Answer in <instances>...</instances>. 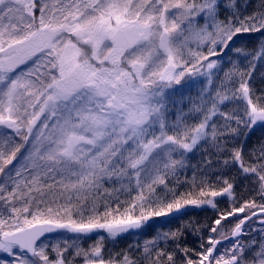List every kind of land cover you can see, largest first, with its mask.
Returning a JSON list of instances; mask_svg holds the SVG:
<instances>
[{
	"label": "snow or ice",
	"instance_id": "obj_1",
	"mask_svg": "<svg viewBox=\"0 0 264 264\" xmlns=\"http://www.w3.org/2000/svg\"><path fill=\"white\" fill-rule=\"evenodd\" d=\"M249 7L248 0H0V264H264V145L229 148L242 132L264 127V91L256 93L250 70L220 66L233 51L250 69L264 60V0ZM242 41L257 43L249 51L237 47ZM219 71L228 83L210 108L193 104L185 113V78L211 84ZM229 100L242 104L220 111ZM217 114L225 121L219 133L210 123ZM208 139L228 153L223 165L236 169L246 194L222 175L219 186L204 176L197 183L195 174L187 191L170 186L186 155ZM115 183L121 188L106 186ZM205 204L217 216L196 247L177 229L135 254L106 256L105 237L93 236L114 240L153 217Z\"/></svg>",
	"mask_w": 264,
	"mask_h": 264
},
{
	"label": "trees",
	"instance_id": "obj_2",
	"mask_svg": "<svg viewBox=\"0 0 264 264\" xmlns=\"http://www.w3.org/2000/svg\"><path fill=\"white\" fill-rule=\"evenodd\" d=\"M248 3L251 5V7L247 8V11L252 12L257 9L260 0H248ZM256 43V41H253L252 43H249L248 41H242L241 43L237 44V47H242L250 51ZM218 58L220 59L219 56ZM226 60L227 65L224 64ZM232 63H235L240 71L250 70L252 72L254 79L250 81V84L253 85L257 94L264 91V60L255 61V68L250 69L248 59L245 58L244 55L238 56L233 51L229 53V55L222 61L224 71H227L232 66ZM224 71H219L217 74L220 84L221 81H224L226 84L228 83V81L225 80ZM185 80L188 81V78L186 77ZM183 83L184 82H182V84ZM231 101L234 103V109L232 110L231 108L233 107H231L228 110V106H226L225 110L227 112L237 111L242 104V102L238 100ZM213 120L216 123L217 131L219 133V131L223 130L225 121L223 117H218L217 119L214 118ZM211 122L212 117L210 123ZM225 135L230 134L226 133ZM221 139H223V137H221ZM233 145L236 147H243L248 153H251L253 150L258 151L260 146L264 145V127L256 126L249 131L242 132V134L238 136L236 140L230 142L229 148H231ZM227 155L228 153L226 152L218 151L214 142L209 139L203 143L200 148H197L192 153H188L186 155V166L178 172L177 177H169L168 182L170 186L176 185L177 191H187L191 187L190 181L194 174L197 177V183H199L201 176H204L206 182H213L217 186H219V184L222 182L217 179V176L222 175L223 177L229 179L235 178L238 194L245 193L244 187H242L240 184V178L238 177L236 169L225 167L223 165V160ZM209 160L212 161L211 165L207 163ZM177 180L179 181V184H177ZM246 183L247 182H245V184ZM106 186L110 187V189L121 188V185L115 186L114 184ZM117 194V192L113 193V195ZM123 198L124 197L121 196V199ZM219 207L224 209L230 207V204L221 203ZM216 216L217 213L212 208L185 205L178 212L174 211L170 213L168 217L151 218L146 222L145 230L140 232V234L137 233L133 235H127L124 237L115 238L114 240L103 235L105 237L103 244L105 249H107L105 255L107 256L108 252L112 254L120 252H130L131 254H135L136 248L138 246L142 248L145 241L155 238L160 233L175 231L177 229L183 232L182 242L186 243L189 247H196L198 246L197 241L199 239V235H207L205 226L210 224L211 221L216 218ZM254 227L258 228V223L254 225ZM101 233L104 234V232H100V234ZM247 238V236L244 237L245 240ZM94 242V240L86 241L84 242V246L87 247L89 244ZM161 243H163V241H161Z\"/></svg>",
	"mask_w": 264,
	"mask_h": 264
},
{
	"label": "rangeland",
	"instance_id": "obj_3",
	"mask_svg": "<svg viewBox=\"0 0 264 264\" xmlns=\"http://www.w3.org/2000/svg\"><path fill=\"white\" fill-rule=\"evenodd\" d=\"M237 3L242 4L243 0H237ZM211 59L220 60L218 58V56L217 57H211ZM224 64L227 65V60L225 61ZM220 66H222V63H221ZM222 68H223V66H222ZM217 74H218V72L216 73V75H214L212 77V83L211 84H209L207 82L206 77L198 75V74H194L190 78L187 77L188 78V81H187L188 83H187V86H185L184 89H183L184 95H183V105H182L183 111L185 113L188 112V109L193 104H200L205 109L210 108L213 99L216 98V91L220 87V81L218 80ZM175 87H179V86H175ZM174 99H180V97L176 96V97H174ZM226 106H228V110L231 107H233V108H231L232 110L234 109V103L231 100L224 101L223 103H218V108H219L220 111H224ZM218 117L220 118L221 116L219 114H217L216 116H213L212 117V121H214L213 120L214 118L217 119ZM200 119H203V115L202 114L199 115V119L189 120V123L190 124L191 123H195V122L199 123ZM208 140L201 141L200 144L197 146V148H200V146L203 145V143H205ZM114 185L115 186L116 185L120 186L119 183H115ZM201 206H202V208H206V207L211 208L210 206H208L206 204L205 205H201ZM144 230H145V225L143 226V229L141 230V232L144 231ZM62 234L64 236H71L72 235L71 233H62ZM57 235L58 234H56L54 236H51V237H56ZM98 235H102V236L104 235V236L108 237L107 233H104V234L101 233L100 234V232H99L95 236H98ZM53 242H55V241H53Z\"/></svg>",
	"mask_w": 264,
	"mask_h": 264
},
{
	"label": "water",
	"instance_id": "obj_4",
	"mask_svg": "<svg viewBox=\"0 0 264 264\" xmlns=\"http://www.w3.org/2000/svg\"><path fill=\"white\" fill-rule=\"evenodd\" d=\"M215 199H216V200H223L222 197H216ZM253 219H255V218H253ZM250 222H251V221H249V223H250ZM141 229H142V227H141L140 229H133V230H130V231L127 232V233H122V234H120V235L117 236L116 238H118V237H123V236L129 235V234L138 233V232L141 231ZM56 234H58V233H52V234H49V235H50V236H54V235H56ZM95 234H96V233H94L93 235H95ZM223 243H224V244H227V240L223 241Z\"/></svg>",
	"mask_w": 264,
	"mask_h": 264
}]
</instances>
